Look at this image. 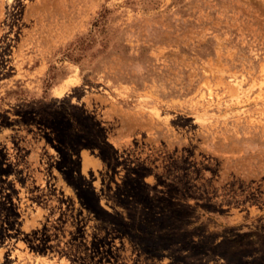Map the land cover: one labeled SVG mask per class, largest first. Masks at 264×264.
I'll return each mask as SVG.
<instances>
[{
  "label": "rangeland",
  "instance_id": "374dc122",
  "mask_svg": "<svg viewBox=\"0 0 264 264\" xmlns=\"http://www.w3.org/2000/svg\"><path fill=\"white\" fill-rule=\"evenodd\" d=\"M0 264H264V0H0Z\"/></svg>",
  "mask_w": 264,
  "mask_h": 264
}]
</instances>
